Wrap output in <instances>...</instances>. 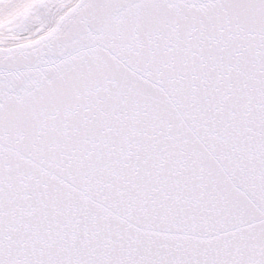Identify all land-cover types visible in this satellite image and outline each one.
Instances as JSON below:
<instances>
[{
	"label": "snow or ice",
	"instance_id": "obj_1",
	"mask_svg": "<svg viewBox=\"0 0 264 264\" xmlns=\"http://www.w3.org/2000/svg\"><path fill=\"white\" fill-rule=\"evenodd\" d=\"M0 264H264V0H0Z\"/></svg>",
	"mask_w": 264,
	"mask_h": 264
}]
</instances>
